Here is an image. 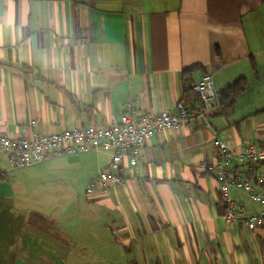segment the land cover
I'll list each match as a JSON object with an SVG mask.
<instances>
[{
  "label": "crops",
  "instance_id": "crops-1",
  "mask_svg": "<svg viewBox=\"0 0 264 264\" xmlns=\"http://www.w3.org/2000/svg\"><path fill=\"white\" fill-rule=\"evenodd\" d=\"M204 73L219 92L247 85L190 129L147 138L107 190L85 194L110 150L19 169L0 152V264H264V228L227 221L207 168L215 138L264 149V0H0V132L12 138L105 126L133 99L171 109Z\"/></svg>",
  "mask_w": 264,
  "mask_h": 264
},
{
  "label": "built area",
  "instance_id": "built-area-1",
  "mask_svg": "<svg viewBox=\"0 0 264 264\" xmlns=\"http://www.w3.org/2000/svg\"><path fill=\"white\" fill-rule=\"evenodd\" d=\"M190 89L199 99L200 105L196 109L181 98L171 109H162L158 113L139 112L134 107L137 100L133 99L122 105V113L117 120L105 126H72L60 132H33L28 137L19 138L0 132V152L7 154L10 167L16 169L63 155L110 150L105 168L91 177L85 187V194L89 196L96 189L107 190L112 185L121 184L125 180L123 158L127 156L133 166L147 138L167 129H190L194 121L204 120L208 112L220 106V92L209 73L202 74ZM213 145L215 162L207 168L217 181L226 210L225 218L230 223H243L251 231L264 228V213L246 214L243 206L230 195L231 189L243 191L264 208V172L257 171L253 177H245L232 167L233 164L245 169L257 167L264 163V149L253 144L235 149L218 138Z\"/></svg>",
  "mask_w": 264,
  "mask_h": 264
},
{
  "label": "trees",
  "instance_id": "trees-1",
  "mask_svg": "<svg viewBox=\"0 0 264 264\" xmlns=\"http://www.w3.org/2000/svg\"><path fill=\"white\" fill-rule=\"evenodd\" d=\"M246 85V81L242 78H239L231 86L220 92V106L225 108L232 106L235 98L242 92ZM182 98L193 109L198 108L200 105L199 99L197 95L190 89V85L184 90V95ZM259 112H264V108ZM252 169H255L254 166L251 167V170Z\"/></svg>",
  "mask_w": 264,
  "mask_h": 264
},
{
  "label": "rangeland",
  "instance_id": "rangeland-1",
  "mask_svg": "<svg viewBox=\"0 0 264 264\" xmlns=\"http://www.w3.org/2000/svg\"><path fill=\"white\" fill-rule=\"evenodd\" d=\"M17 169H19V168H17Z\"/></svg>",
  "mask_w": 264,
  "mask_h": 264
}]
</instances>
